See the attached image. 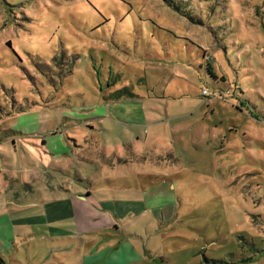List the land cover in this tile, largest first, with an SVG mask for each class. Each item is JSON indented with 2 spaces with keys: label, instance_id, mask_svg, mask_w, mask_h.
<instances>
[{
  "label": "rangeland",
  "instance_id": "obj_1",
  "mask_svg": "<svg viewBox=\"0 0 264 264\" xmlns=\"http://www.w3.org/2000/svg\"><path fill=\"white\" fill-rule=\"evenodd\" d=\"M0 253L264 264V0H0Z\"/></svg>",
  "mask_w": 264,
  "mask_h": 264
},
{
  "label": "crops",
  "instance_id": "obj_2",
  "mask_svg": "<svg viewBox=\"0 0 264 264\" xmlns=\"http://www.w3.org/2000/svg\"><path fill=\"white\" fill-rule=\"evenodd\" d=\"M124 209H126L127 208V206L126 207H123ZM119 210H121V207L117 210V211H119ZM136 211V210H135ZM129 213H131V212H128V211H126V212H118V213H116L114 216H115V219H116V217L119 219L120 217H126L127 216V214H129ZM117 220V219H116ZM123 238H125L124 237V235L122 236V234L120 235V239H123ZM3 240V239H2ZM122 242V241H121ZM114 249H118V247L116 246ZM95 251H100V248L99 247H97V248H89L88 250H87V255L85 256V258H86V260L88 259V258H90V257H93V254H94V252ZM1 254V253H0ZM123 254H126V253H123ZM2 255V254H1ZM4 258V257H3ZM123 260H124V258H126L125 257V255L123 256V257H121ZM4 260H5V258H4ZM6 261V260H5ZM114 261H115V264L116 263H118L119 262V260H117V259H114ZM118 261V262H117ZM124 261H126V260H124ZM134 262V261H133ZM6 263L7 264H9L7 261H6Z\"/></svg>",
  "mask_w": 264,
  "mask_h": 264
},
{
  "label": "trees",
  "instance_id": "obj_3",
  "mask_svg": "<svg viewBox=\"0 0 264 264\" xmlns=\"http://www.w3.org/2000/svg\"><path fill=\"white\" fill-rule=\"evenodd\" d=\"M207 70L212 76H214V72H213L214 69H212V65H210V62H207ZM214 78H217V77L214 76ZM0 264H7L1 254H0Z\"/></svg>",
  "mask_w": 264,
  "mask_h": 264
},
{
  "label": "built area",
  "instance_id": "obj_4",
  "mask_svg": "<svg viewBox=\"0 0 264 264\" xmlns=\"http://www.w3.org/2000/svg\"><path fill=\"white\" fill-rule=\"evenodd\" d=\"M203 93H204V94H207V92H206V91H204Z\"/></svg>",
  "mask_w": 264,
  "mask_h": 264
}]
</instances>
